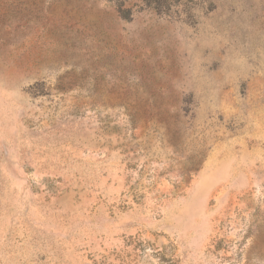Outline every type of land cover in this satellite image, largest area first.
Returning <instances> with one entry per match:
<instances>
[{
  "label": "rangeland",
  "instance_id": "1",
  "mask_svg": "<svg viewBox=\"0 0 264 264\" xmlns=\"http://www.w3.org/2000/svg\"><path fill=\"white\" fill-rule=\"evenodd\" d=\"M0 264H264V0H0Z\"/></svg>",
  "mask_w": 264,
  "mask_h": 264
}]
</instances>
